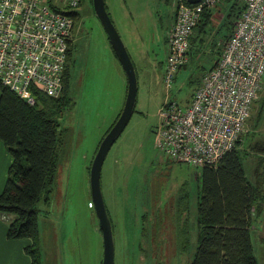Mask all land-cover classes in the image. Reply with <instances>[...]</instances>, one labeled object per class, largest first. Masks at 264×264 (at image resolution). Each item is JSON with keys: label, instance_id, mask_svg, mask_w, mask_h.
Wrapping results in <instances>:
<instances>
[{"label": "rangeland", "instance_id": "rangeland-1", "mask_svg": "<svg viewBox=\"0 0 264 264\" xmlns=\"http://www.w3.org/2000/svg\"><path fill=\"white\" fill-rule=\"evenodd\" d=\"M108 1L106 12L133 65L137 88L134 111L100 170V191L112 231L113 264H188L196 247L200 168L170 162L154 146V131L159 109L165 103L184 108L216 54L208 45L192 56L186 53L185 67L165 82L164 35L172 5L161 0H135L142 15L130 26L124 0ZM76 10L80 17L72 30L68 61L71 106L58 119L61 145L49 202L37 205L41 264H101L102 240L91 206L89 167L98 141L122 108L126 91L125 75L88 1ZM212 10L215 29L222 16V2ZM263 138L264 102L260 101L243 126L238 150L242 152ZM240 159L244 176L250 180L256 158L252 153H240ZM178 209H184L179 220ZM1 218L7 224L12 216ZM181 225L188 241L182 246L184 252L177 244ZM249 234L256 264H264L263 212L252 220Z\"/></svg>", "mask_w": 264, "mask_h": 264}, {"label": "built area", "instance_id": "built-area-1", "mask_svg": "<svg viewBox=\"0 0 264 264\" xmlns=\"http://www.w3.org/2000/svg\"><path fill=\"white\" fill-rule=\"evenodd\" d=\"M222 0L189 5L172 0L173 21L163 63L165 82L186 61L199 14ZM243 10L215 66L205 72L184 108L165 103L157 112L154 146L172 163L215 167L233 149L264 76V0H240ZM80 0H0V84L27 105L32 91L56 98L73 19Z\"/></svg>", "mask_w": 264, "mask_h": 264}, {"label": "trees", "instance_id": "trees-1", "mask_svg": "<svg viewBox=\"0 0 264 264\" xmlns=\"http://www.w3.org/2000/svg\"><path fill=\"white\" fill-rule=\"evenodd\" d=\"M87 1L91 8V0ZM163 1L169 5L172 2ZM83 2L80 0L78 8ZM221 2V27L226 33L224 42L230 36L243 4L240 0ZM62 13L73 19L74 28L80 17L78 10ZM212 15L213 10L206 8L199 14L188 38V56L192 41L205 33ZM70 53L71 41L66 50L61 91L56 98L32 91L35 102L29 106L0 84V142L10 158L0 191V215L12 216L6 225L7 240H29V244L23 247L29 264H41L37 245V205L39 202L48 204L55 182L61 145L58 119L71 106L68 97ZM184 67L182 65L179 69ZM240 142L239 136L233 149L225 153L215 167H200L196 197V247L188 264H256L249 230L253 216L258 212L259 186L264 183V138L247 145L242 152L238 150ZM240 153L244 156L250 153L259 155L252 183L244 176ZM177 212L179 220L184 209ZM177 241L179 250L184 252L182 246L188 241L182 225L177 229Z\"/></svg>", "mask_w": 264, "mask_h": 264}, {"label": "water", "instance_id": "water-1", "mask_svg": "<svg viewBox=\"0 0 264 264\" xmlns=\"http://www.w3.org/2000/svg\"><path fill=\"white\" fill-rule=\"evenodd\" d=\"M199 1L200 0H185L189 5L197 4ZM91 9L106 36L109 46L117 59L126 80V91L122 108L112 126L100 140L89 167L91 206L93 207L102 240L101 264H113L112 231L100 191V170L108 150L125 128L134 111L137 88L133 65L105 10L104 0H91Z\"/></svg>", "mask_w": 264, "mask_h": 264}, {"label": "crops", "instance_id": "crops-1", "mask_svg": "<svg viewBox=\"0 0 264 264\" xmlns=\"http://www.w3.org/2000/svg\"><path fill=\"white\" fill-rule=\"evenodd\" d=\"M128 1L130 2L129 4L127 3ZM161 1L164 2L163 0ZM123 2H124V7H125V13L130 23V26H134L136 21H138L142 15V7L135 0H126V2L124 0ZM104 4L106 7L108 5L110 6V3L108 0H104ZM172 15L173 13L171 10L170 16H169V23H168V26L166 28L165 35H164L165 43H166L168 31L173 21ZM215 29H214L213 20L211 18V21L206 29L208 33L205 31L204 34H201L199 36V39L197 40L194 39V41H192V44L190 45V50H189L190 56H192L195 52L198 51V48L203 47V45L206 47L208 45L209 48L211 47V51L213 53L215 52L216 54V60L214 61L213 65L207 71L211 70L215 66L216 61L219 58L218 56L219 47L221 43H223L224 35L226 34L221 27V19L218 22H216ZM211 33H214V34L212 35ZM193 37L194 36L192 34V38ZM260 101L264 102V76L261 81L260 90L257 92L256 98L254 102L252 103L249 118L251 117V112L254 109V106ZM245 135H247V132ZM255 142H258V141H255ZM252 155H254L256 159H255V166L253 167L251 171V179L250 180L247 179L251 183L253 182V171L255 167L257 166V162L259 158V155L257 154H252ZM9 162H10V158L6 150L4 149L3 145L0 142V191L3 187L4 181L6 178V170L9 165ZM259 189H260L259 191H260L261 197H260V200L258 201L259 207H258L257 215L253 216V219L258 217L260 214H262V212L264 213V183L259 186ZM6 225L7 224L2 220L1 215H0V264H29L30 262L29 258L23 252V247L29 244V240L27 239L7 240L6 235H5Z\"/></svg>", "mask_w": 264, "mask_h": 264}]
</instances>
